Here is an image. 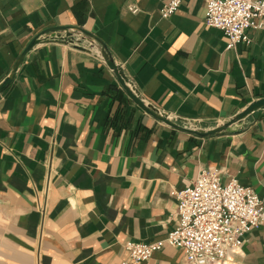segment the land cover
<instances>
[{"label":"crops","instance_id":"1","mask_svg":"<svg viewBox=\"0 0 264 264\" xmlns=\"http://www.w3.org/2000/svg\"><path fill=\"white\" fill-rule=\"evenodd\" d=\"M168 1L0 0V83L34 36L65 26L104 44L142 99L179 124L211 129L264 98V29L227 49L204 24V1L163 19ZM79 45L37 44L0 94V264L128 261L125 242L175 229L174 192L202 168L264 203V108L220 135L179 131L127 97L97 45ZM182 261L165 245L139 264ZM220 264H264V225Z\"/></svg>","mask_w":264,"mask_h":264},{"label":"built area","instance_id":"2","mask_svg":"<svg viewBox=\"0 0 264 264\" xmlns=\"http://www.w3.org/2000/svg\"><path fill=\"white\" fill-rule=\"evenodd\" d=\"M181 1L169 0L164 4L161 18L173 15ZM202 1L206 7L204 24L225 35L227 49L250 43L249 29H264V0ZM128 9L137 12L134 7ZM174 196L175 229L160 241L125 242L123 249L128 261L121 264L145 262L165 245L182 250L181 264H220L229 253L241 248L246 234L264 225V203L254 190L235 178L223 184L215 169H200L192 185L174 192Z\"/></svg>","mask_w":264,"mask_h":264},{"label":"water","instance_id":"3","mask_svg":"<svg viewBox=\"0 0 264 264\" xmlns=\"http://www.w3.org/2000/svg\"><path fill=\"white\" fill-rule=\"evenodd\" d=\"M86 38L88 39V42L91 44L90 47H94L97 45V51L103 61L105 62L106 66L112 71L113 75L116 78L117 83L119 84L120 88L124 91V93L127 95V97L142 111H144L147 115L153 117L157 121L171 127L174 129H177L179 131H183L189 134L197 135L199 137H210L215 135L223 134L227 131V129L232 126L233 124H236L245 118H247L249 115L254 113L257 110H260L264 108V98L258 99L256 101H253L249 105L246 106V108L236 114L232 119L229 121L222 123L221 125H218L216 127H213L211 129H202L199 128L194 123L185 122L183 124L177 123L176 119L170 118L168 115L164 113H160L157 109H155L152 105L146 103L142 97L139 95V93L136 91V89L133 87V85L130 83L126 75L124 74L122 68L118 65H116L113 60L111 59L109 53L107 52V49L104 44L100 43L98 40L93 38L89 33L82 30L78 27H50L48 29L43 30L36 36H34L27 46L22 50L20 55L17 57L10 74L0 83V94L8 87V85L11 83V81L14 78L15 72L21 62L23 61L25 55L37 44L39 43H59L66 46H70L73 48L80 49V38Z\"/></svg>","mask_w":264,"mask_h":264}]
</instances>
